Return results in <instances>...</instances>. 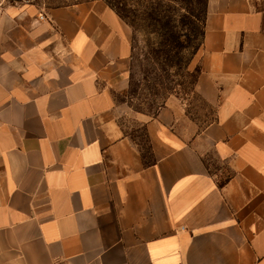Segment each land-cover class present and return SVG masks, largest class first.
<instances>
[{"label":"crops","instance_id":"crops-1","mask_svg":"<svg viewBox=\"0 0 264 264\" xmlns=\"http://www.w3.org/2000/svg\"><path fill=\"white\" fill-rule=\"evenodd\" d=\"M131 36L103 0H0V264H264V0H208L202 129L124 102Z\"/></svg>","mask_w":264,"mask_h":264},{"label":"trees","instance_id":"trees-1","mask_svg":"<svg viewBox=\"0 0 264 264\" xmlns=\"http://www.w3.org/2000/svg\"><path fill=\"white\" fill-rule=\"evenodd\" d=\"M106 3L131 27L134 34L138 31L144 33V47L154 62L150 74L147 72L144 77L150 82L149 87L152 89L161 86L167 90L173 88L171 85L179 86L185 93H192L203 105L214 111L213 118L201 129L215 121V109L195 92L200 69H189L204 41L208 0H145V18L142 21L129 19L125 14V7L119 1H115V4L110 1ZM134 110L143 113L140 107Z\"/></svg>","mask_w":264,"mask_h":264},{"label":"rangeland","instance_id":"rangeland-1","mask_svg":"<svg viewBox=\"0 0 264 264\" xmlns=\"http://www.w3.org/2000/svg\"><path fill=\"white\" fill-rule=\"evenodd\" d=\"M73 1H87V0H73ZM110 1L115 4V1H119L120 4L125 7L126 15L131 18V20L142 21L145 18V0H103ZM107 4V3H106ZM131 28V27H130ZM131 36V43L133 48V59L131 60V87H128L127 94L124 97V102L133 110L134 108H141L143 114L153 116L163 108L162 104L171 98H177L184 103L185 108L188 112V116L193 118L197 125L201 128L208 121L213 118L214 111L201 103L192 93H185L179 86H173L172 89L164 90L161 86L157 88H150V82L144 79L147 72H151L153 69V61L147 54L145 49V36L143 32H137L134 34L133 30ZM129 73V76H130ZM148 74V75H149ZM166 87L167 84H166ZM131 105V106H130ZM134 107V108H133ZM136 112V111H135ZM127 130L135 136L141 146H143V152L146 154L147 149H149L147 138L145 137V132L140 124H137L129 119H125L124 122Z\"/></svg>","mask_w":264,"mask_h":264},{"label":"built area","instance_id":"built-area-1","mask_svg":"<svg viewBox=\"0 0 264 264\" xmlns=\"http://www.w3.org/2000/svg\"><path fill=\"white\" fill-rule=\"evenodd\" d=\"M10 1L14 4H19L22 6H37L43 3L45 0H10ZM41 19H44V16H42Z\"/></svg>","mask_w":264,"mask_h":264}]
</instances>
